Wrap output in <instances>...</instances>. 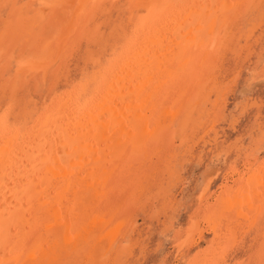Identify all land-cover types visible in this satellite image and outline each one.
Instances as JSON below:
<instances>
[{
  "label": "rangeland",
  "instance_id": "rangeland-1",
  "mask_svg": "<svg viewBox=\"0 0 264 264\" xmlns=\"http://www.w3.org/2000/svg\"><path fill=\"white\" fill-rule=\"evenodd\" d=\"M199 1L162 12L138 0H0V157L15 150L18 159L60 108L68 124L93 111L111 89L112 74L123 73L122 63L141 55L144 42L153 47L171 31L182 35L188 7ZM218 5L206 20L207 43L183 55L175 89L167 86L148 111L152 118L140 122L149 151L139 155L137 138L120 155L126 162L104 188L115 184L112 199L94 217L102 230L90 231L101 234L106 255L83 264H264V189L244 193L247 206L224 221L207 207L222 198L221 210L226 200L240 203L230 187L241 189V177L264 178V0ZM31 62L48 68L21 70ZM16 252L10 251L17 263Z\"/></svg>",
  "mask_w": 264,
  "mask_h": 264
},
{
  "label": "bare ground",
  "instance_id": "bare-ground-1",
  "mask_svg": "<svg viewBox=\"0 0 264 264\" xmlns=\"http://www.w3.org/2000/svg\"><path fill=\"white\" fill-rule=\"evenodd\" d=\"M138 1L143 6L149 4L162 8V12L167 11L168 9L166 10L164 7L167 8L166 5H169V7L172 6V11L178 12L185 2H191L192 0ZM218 1L207 0L205 2V0H200L197 2V6L194 5V2V4L188 5L191 12H187L186 21L182 18L185 23L182 20L180 21V23H184L182 25H185L182 35H178L177 31H171L172 33L169 35L167 33L166 37H162L163 39L153 40L155 42L153 47L149 41L144 42L143 46L139 47L140 52H142L141 55H137V58L133 61L121 62L123 73L117 77L116 73L112 74V81L109 82L112 86L111 89L104 98L101 97L100 104L98 103L99 105L95 106L93 111L91 109L86 112L87 115L85 114L84 118L71 124L65 123L62 121L64 119L61 115L63 110L60 108L58 115L55 117L53 115L54 118L49 120V124L46 122L47 128L42 125L39 126L35 137H31L30 143L28 142L26 150L20 149L18 159L14 158L15 153L12 151L15 150H9L7 154H4V157H0L1 163H4H0V264H64L70 259L75 264H83V261L89 263L98 255L99 257L106 255L104 252L106 242L100 236L101 234L94 235V232L90 233L95 229L102 230L101 218H97L98 222L96 223L94 217L96 214L98 215V212L102 211V214L103 208L110 202V198L112 199L115 184L110 183L113 190L109 188L110 191L109 189L105 191L104 188H108L109 182H114V179H116L115 175L111 176V173L112 171L115 173V167L117 165L118 168L121 161L122 163L126 162V156L120 158V155L128 153V148L134 142V139L137 141L136 139L139 138V145L143 147L140 148L139 155H142L144 151H149L148 145H146V134H143L146 127L141 125L140 122L145 121V118L147 120L152 118V116L148 118V111L151 109V105L159 104L157 98L163 96L164 89L167 86L170 89L172 85L175 89V78H177L178 71L184 66H181L179 61L183 58V55L191 53L197 43L201 47H204V43H207L205 34L208 32L204 31L208 23L206 20L219 7V5L216 6ZM199 5L201 7L198 8ZM70 8L68 7L69 11H71ZM214 14H212V17H215ZM174 16L176 17L175 14ZM175 17L174 19H177ZM176 22H171L174 29L177 25ZM70 32L68 31L65 34L60 48L65 45L66 37L70 35ZM151 33L153 34V32ZM210 45L214 46L213 41ZM178 63L180 69L176 67ZM24 68H28L29 71L33 72L40 68L46 70L48 67H42L38 62H31L27 65L24 64L21 70H24ZM183 68L185 69V67ZM108 69L110 73L111 68ZM109 83L107 84L109 85ZM99 86L101 85L99 84ZM151 122L153 123V121ZM250 177H248L249 179L241 177V180L245 182L243 189L237 190L235 187H230L233 189V191L230 190L231 193L236 192L242 196L243 200L240 203L229 204L224 197L227 205L226 209H218V203L223 201L222 198L218 199L214 205H208L209 210H207L212 211L213 215H217L214 214V212H217L220 221L226 220V217L233 210L237 213L242 212L241 208L247 206V202L244 201V193L247 198L250 191L254 194L258 190L264 189V178L262 176L253 180ZM225 196L228 197L229 193ZM248 199L252 202L251 198ZM239 200L233 199L234 202ZM244 212L246 213V211ZM241 216L243 217V215ZM96 250L97 252L94 253ZM10 251H15L16 254V251H19V261L17 263L15 260H11V256L16 254L10 253ZM53 258L56 261L52 263Z\"/></svg>",
  "mask_w": 264,
  "mask_h": 264
}]
</instances>
